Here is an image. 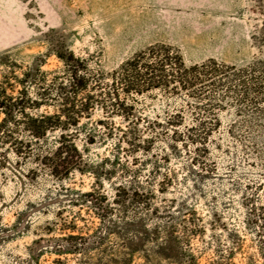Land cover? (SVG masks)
I'll return each mask as SVG.
<instances>
[{"label": "rangeland", "instance_id": "374dc122", "mask_svg": "<svg viewBox=\"0 0 264 264\" xmlns=\"http://www.w3.org/2000/svg\"><path fill=\"white\" fill-rule=\"evenodd\" d=\"M249 14L245 0H0V92L17 97L30 70L39 81L60 77L62 64L48 48L63 36L64 48L89 70L105 73L154 43L179 48L187 63L212 58L243 66L254 54ZM193 107L189 99L159 102L143 114L151 120L181 108L187 127L217 118L219 131L205 153L187 144L175 157L153 142L128 155L124 145L116 152V141L88 145L81 136L84 172L57 179L37 162L15 157L7 143L0 145V264H75L70 255L49 250L32 261L29 250L35 240L67 235L71 227L90 235L100 224L85 195L112 204L121 190L150 194V207L168 210L183 249L197 264H264L262 225L247 223L252 213L264 216V110L231 102L206 118ZM4 118L0 111V122ZM99 118L95 112L91 122ZM17 137L27 139L23 133ZM114 211L117 220L116 206ZM135 213L147 211L137 205L127 217ZM147 219V225L158 221L149 213Z\"/></svg>", "mask_w": 264, "mask_h": 264}, {"label": "trees", "instance_id": "16d2710c", "mask_svg": "<svg viewBox=\"0 0 264 264\" xmlns=\"http://www.w3.org/2000/svg\"><path fill=\"white\" fill-rule=\"evenodd\" d=\"M245 3L253 21L249 41L254 54L243 66L212 58L187 63L179 48L154 43L105 73L89 70L83 59L64 48V36L59 37L58 45L49 46L48 53L61 62L60 77L39 81L35 71L30 70L21 81L23 90L17 97L0 92V111L5 115L0 122V145L7 143L15 157L37 162L45 173L57 179L74 171L84 172L83 151L77 146L81 136L88 145L116 141V152L124 145L123 151L128 155L139 149L146 151L153 142L166 145L175 157L180 152L178 148L187 144L195 146L196 152L205 153V144L219 131L217 118L211 120L212 124L197 122L187 127L181 108L151 120L143 113L159 102L169 105L182 99L193 101V110L206 118L231 102L240 108L264 110V0ZM42 108L41 114L30 112ZM95 112L100 118L91 122ZM143 121L146 124L140 128ZM18 133L27 139L19 140ZM85 196L89 199L84 203L91 205L100 227L86 237L71 227L67 235L46 241L37 239L29 250L32 261L49 250L58 257L70 255L75 264H197L183 249L172 214L148 205L150 194L121 190L112 204L103 205L94 201L93 193ZM141 204L147 214L135 213L128 218L129 208ZM114 206L117 220L111 218ZM148 213L158 220L153 225H147ZM251 218L248 225H262L264 232V216L260 219L252 213ZM101 248L99 254L88 255Z\"/></svg>", "mask_w": 264, "mask_h": 264}]
</instances>
